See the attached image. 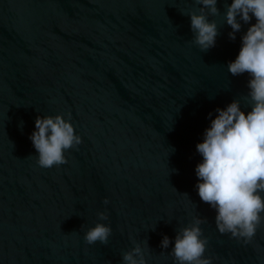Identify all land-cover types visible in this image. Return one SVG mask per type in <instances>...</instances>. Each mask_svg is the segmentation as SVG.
<instances>
[{
	"label": "water",
	"instance_id": "1",
	"mask_svg": "<svg viewBox=\"0 0 264 264\" xmlns=\"http://www.w3.org/2000/svg\"><path fill=\"white\" fill-rule=\"evenodd\" d=\"M228 3L201 51L195 0H0V264H123L136 246L146 264H175L172 238L194 219L212 264H264V219L248 243L220 234L194 188L207 114L248 107L247 75L226 67L247 25L228 38ZM55 115L81 143L41 168L28 136ZM96 222L111 234L87 245Z\"/></svg>",
	"mask_w": 264,
	"mask_h": 264
},
{
	"label": "clouds",
	"instance_id": "2",
	"mask_svg": "<svg viewBox=\"0 0 264 264\" xmlns=\"http://www.w3.org/2000/svg\"><path fill=\"white\" fill-rule=\"evenodd\" d=\"M195 3L200 8L188 13L189 28L193 43L204 51L215 44L217 25L208 15H217V0ZM223 20L230 28V40L236 38L242 24L247 25L237 54L226 67L232 76L247 75L248 107L242 110L240 101L233 99L214 109L215 115L207 114L208 125L195 144L200 160L194 167V188L199 200L214 210L216 230L248 243L264 219V0H230ZM33 128L28 139L36 154L35 163L41 168L65 163L64 152L81 143L70 121L61 115L37 116ZM96 216L98 221L107 219L104 212ZM201 223L194 219L172 238L169 254L175 264H212L214 258L204 256L207 241L202 238ZM110 234L106 223L96 222L83 232V241L87 245L105 244ZM168 246L169 238L162 237L160 247ZM122 262L146 264L139 246L123 253Z\"/></svg>",
	"mask_w": 264,
	"mask_h": 264
}]
</instances>
